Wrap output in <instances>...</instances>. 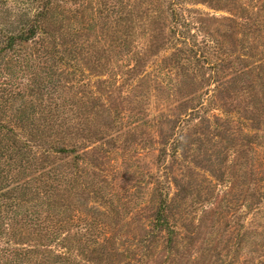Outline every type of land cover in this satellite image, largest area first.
I'll use <instances>...</instances> for the list:
<instances>
[{"label":"rangeland","instance_id":"obj_1","mask_svg":"<svg viewBox=\"0 0 264 264\" xmlns=\"http://www.w3.org/2000/svg\"><path fill=\"white\" fill-rule=\"evenodd\" d=\"M51 1L0 62V264H264V0Z\"/></svg>","mask_w":264,"mask_h":264},{"label":"trees","instance_id":"obj_2","mask_svg":"<svg viewBox=\"0 0 264 264\" xmlns=\"http://www.w3.org/2000/svg\"><path fill=\"white\" fill-rule=\"evenodd\" d=\"M10 1L17 5L18 9L16 13H19L20 11L21 16L25 14L27 16L29 13L31 17L28 18V22L19 24L14 32H9L8 28L6 27L2 29V24H0V62L5 58L4 53L8 51H14L17 46H21L22 44L32 41L37 34L45 35L48 33L46 31L47 18L50 14V9L56 4L51 0H21L20 3H17L16 1L14 2V0H0V6H6V4ZM4 93H6V87H0V99L5 97ZM10 95H12V92H10ZM1 131L2 127L0 126V152L2 153L0 155V159L5 156V151H7V148H5L4 145L6 138L4 133ZM15 153L19 152L15 151ZM12 181L13 180L10 175L3 177L0 174V215L1 213L4 214L11 208H20L21 206L20 202L15 201L13 198L12 194L15 189L12 190L11 188H8L9 186H5L4 188L1 187V185H5L7 182L9 183ZM157 216V222L159 225L161 227L165 225L167 226V222L164 221V219H162L159 215ZM0 251H2V249ZM7 251H9V249H5L4 253Z\"/></svg>","mask_w":264,"mask_h":264}]
</instances>
